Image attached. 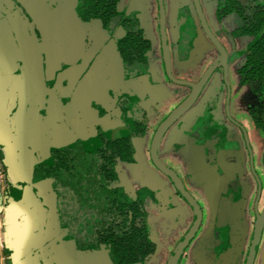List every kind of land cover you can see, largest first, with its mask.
Here are the masks:
<instances>
[{"label": "flooded vegetation", "instance_id": "flooded-vegetation-1", "mask_svg": "<svg viewBox=\"0 0 264 264\" xmlns=\"http://www.w3.org/2000/svg\"><path fill=\"white\" fill-rule=\"evenodd\" d=\"M198 1L206 19V24L209 30L226 51L224 64L222 63V53L219 47L214 43V41L209 36L208 32L205 31L203 27V24L196 8L195 0L174 1V4L176 5H174L173 24H171L172 16L170 17L169 15L170 8L167 0H155L154 6L156 17H150L153 15L154 10L153 8L151 9L150 5L148 4L143 5V7L137 6L131 9L129 6V0H123V2L121 0L118 8V13L123 16V19H131L132 17H136L138 19L137 30H140L143 35L147 37V39L150 41V47L144 51V57L146 59L145 64H130L123 58L120 51L119 43L121 39L126 35V31L122 27V25L119 24L114 27H105L102 21L99 19H91L90 21L83 20L79 13L80 0H72L70 6L73 7V10H75V12L81 18L82 21L88 23L99 21L102 28L111 35V38L114 39L117 51L120 55L119 57L122 60L121 64L125 87H115L109 90V94L113 99H115L114 104L110 106L109 111L105 108L103 104H94L96 106V109L98 110V115L100 116V118H102L103 121L95 126L93 132V139L90 142L84 143L81 137H77L74 143L71 145L66 144L51 149L50 158L45 159L41 157L40 161L35 166L34 172L37 167L42 163L48 165L52 164V150L65 146H74L77 140H80L85 148L91 150L93 149L94 145H96L100 140V136L117 138L131 135L132 129L135 125L134 113L131 107L133 105H138L143 108L146 113L145 132L142 136L132 137V141L135 148V161L132 163H120L118 165L120 180L122 181L121 176L125 171V165L134 166V164H138L139 156L142 155V153L145 159L147 156L151 166H153L152 168L155 169L158 174L160 173V177L165 179L166 183L169 182V184L171 185L170 189L173 191L174 200L178 201L179 198L184 204H186L190 208L193 216L191 227H189V229L177 240L175 246L169 251L167 262L171 253L174 251L178 243H180L194 227V224L198 217L196 209H198L200 213L198 217L200 220L199 226L196 229L194 235L188 241L185 248L188 247L189 243L199 233L203 221H206V223H210L212 225V237L213 240H215L217 243L211 251L209 249L207 250L206 245L203 246L205 259H208L207 261L210 260L214 264H221L223 262L222 258L220 259L219 257L218 260L215 261L214 256L212 257L213 259L207 257H210L208 255L215 251H220L225 254L226 249L229 248V244L231 243V225L235 220L234 217L238 213L237 210H239L240 207L239 212L241 211L243 205L247 201V198L250 196L253 189V184L255 190L253 189L254 196L252 204L255 224V201L258 194L259 199L257 209L258 211H262L264 209V207L260 209V206L262 205H260V203L264 193V183L262 182L260 174L264 171V150H262L261 152L259 149V144L264 143V136L258 135L257 137L252 134L253 130H251L255 128L260 130L261 134H264V87H262L261 90L257 92L258 88L254 87L257 85L258 82L254 83L253 85L251 82L245 81L246 77L250 74L249 72H247V64L249 61L247 53L264 34V25L262 26L259 33L256 35H253L248 32H241L251 31L255 29L258 17H264V0H206V10L204 6V1ZM51 2L54 1L50 0V3ZM161 3L164 11L163 20L168 61L173 76L178 80H183L195 84L203 77L205 72H207L211 67L216 65L213 71L210 73V76L206 79L205 84L200 88L199 95L194 101V103L189 107L187 111H185L181 115V117L173 125H171L166 130V132L161 137L157 148L158 153V149L163 137L168 134L172 136L173 147L176 152L186 150L188 151L187 155L190 156L189 152L194 150L198 155L200 154V156H198L199 158H196V161H198L199 159L201 162H203L202 166L204 168L206 166V184H203V182L195 185L193 188H191V190L193 191L188 189L181 177H178V173L176 172V170L169 165L168 161L163 162L158 154V157L161 162L167 168L173 171L174 176L180 181L184 189L195 201L196 209L191 206V204L188 202V200L178 188L177 184L166 173L160 170L159 167L153 162L150 153L151 142L159 124L192 91V88L189 85L178 84L172 81L166 73L162 49ZM15 4L20 14V19H18L19 17H16V15H13V20L17 22L24 36L28 38L30 36L28 22L32 23L40 41V35L36 30L33 20L28 14L25 7L22 6L21 3L17 0H15ZM210 11H212V14L215 15L214 17L216 19V23L218 24V31L211 25V19L209 18ZM180 16L181 20L183 21H187L186 19L190 20L188 21L189 23H187L186 25L182 24L181 26H179L178 20ZM146 17H150L154 22L153 24L155 33L154 31L153 33L155 34V36H151L149 34V29H147L146 22H144L143 20L146 19ZM176 18L178 19L176 20ZM22 20L24 24L26 23L25 26L22 24ZM200 29L203 31V33H200ZM234 31H237L238 34H233ZM258 36L259 38H257ZM244 40L247 41L244 42ZM198 53H200L199 56ZM196 56L198 57V59L203 57V61L206 62V66L202 69L199 74H197L195 78H188L175 75V73L173 72L175 65H183L187 62H190V59L192 58L196 59ZM92 60L90 61V63H88L86 68L84 67L79 73L77 72L73 76H71L70 79L65 80L63 86L61 87L66 88L74 79H76L74 86H72L71 88H67L65 91L46 95L44 97L46 99V105H48V100L52 96L60 95V93L64 97V102H68L72 98L73 93L76 90L81 77L88 71L89 66L92 65ZM233 63L235 65V72L239 77V81L236 86L231 82L230 66H232ZM73 66H75V64H73ZM162 76H165L169 82L165 81ZM45 77L48 87L58 85V83L56 82H50L46 73ZM171 81L177 85H181L182 87L178 88L174 86L170 83ZM242 87L248 88L253 99V105L246 108V113L249 116L250 121L249 124H246L244 121L238 120L235 115H233L231 112L232 97L236 96L235 94ZM175 88L178 89L179 92H176ZM255 89L256 92L253 91ZM173 90L176 93L173 92ZM180 93L184 94L183 98L179 100L175 107H173L168 113H165L162 107V103L163 99H165L166 97L164 98L162 96H172V98L175 99L177 96H180ZM195 105L196 107L195 109H193ZM188 112L192 113V116H188V119H184V121H181V119ZM129 114H131L132 116V123L129 119ZM253 115L261 120L262 123L260 126H258L254 121ZM106 117L108 119H106ZM160 117L162 118L160 119ZM155 119H158L159 121L154 129L153 134L150 135L148 127L151 125V122H154ZM115 122H118L119 125H121V128L116 129V133H112L111 125L109 124H113ZM172 129L174 130V134ZM148 136L151 137L148 147L145 146L143 148L142 143L145 145L146 142H144L143 140H146ZM138 140H142V143H139ZM190 157L195 158L194 156ZM251 159L253 162L254 170L260 180V191L258 180L252 170ZM258 161L261 165V168L263 169V171L261 172H259L257 167ZM0 171L2 172L0 176L1 179L4 178V168L2 164H0ZM49 180L51 181V179ZM246 180H250L248 181L250 183L246 182ZM122 184L126 188L123 181ZM203 186L206 189V194L204 195H202L201 193ZM139 188H137L136 190H138ZM126 190L131 194L136 191L135 190L131 192L127 188ZM154 194V213L149 216V219L157 224V217L156 219L152 217L153 215L159 214L163 211L164 202H167V200H169L170 198L160 201L157 198V194L155 191ZM172 204L173 203L169 202L168 205L171 206ZM232 205L238 206V209H236L235 207L234 211L230 212L229 207H231ZM65 208L66 207H63V209ZM61 209L62 208L58 206V213L61 223L63 221L62 226L68 229L67 237L74 239L77 247L82 250H98L102 249L103 247H107L109 249V255L112 258L113 264H115V251L111 243L103 244L100 248L84 249L79 246V241L82 240V235L72 234L70 232V227L67 224L69 221L66 220L65 211ZM255 224L253 226V232L255 229ZM253 232L251 235L250 243L252 240ZM260 242L261 236L259 244ZM250 243L246 250L242 264H244L246 261ZM185 248L178 260V264L181 263V259L185 253ZM226 256L227 255L225 254L224 257ZM144 262L139 263L143 264Z\"/></svg>", "mask_w": 264, "mask_h": 264}, {"label": "crops", "instance_id": "crops-1", "mask_svg": "<svg viewBox=\"0 0 264 264\" xmlns=\"http://www.w3.org/2000/svg\"><path fill=\"white\" fill-rule=\"evenodd\" d=\"M17 1L40 35L44 71L50 82L63 86L94 59L68 102L60 93L46 105L44 97L28 91L22 76L18 41L10 23L13 15L20 19L15 0H0V164L4 168L0 264H113L107 247L82 250L67 237L51 181H34L33 172L41 157L50 158L51 149L71 145L77 137L84 143L93 139L95 126L103 121L94 104H103L109 111L115 101L109 90L125 87L116 43L99 21H82L70 6L72 0ZM109 125L112 133L121 128L118 122ZM144 161L142 153L138 164L124 166L121 177L126 188L133 192L148 186L160 201L171 198L173 191L165 179Z\"/></svg>", "mask_w": 264, "mask_h": 264}, {"label": "trees", "instance_id": "trees-1", "mask_svg": "<svg viewBox=\"0 0 264 264\" xmlns=\"http://www.w3.org/2000/svg\"><path fill=\"white\" fill-rule=\"evenodd\" d=\"M120 2L80 0L79 13L83 20L99 19L105 27L122 25L126 31L119 43L123 58L130 64H145L144 51L150 47V41L137 30L136 17L123 19L118 13ZM263 25L264 17H258L255 29L241 32L256 35ZM247 56L250 74L245 81L253 85L258 82L254 87L258 92L264 87V34ZM131 108L135 124L131 135L100 136L91 150L77 140L74 146L52 150V164L42 163L34 172L35 181L51 179L59 207H66L63 210L70 232L82 235L79 246L100 248L111 243L115 264L144 262L156 251L153 237L157 233V224L149 219L154 213V191L141 187L131 194L119 177L118 165L135 161L132 137L142 136L145 132V110L138 105ZM253 117L260 126L261 120Z\"/></svg>", "mask_w": 264, "mask_h": 264}, {"label": "rangeland", "instance_id": "rangeland-1", "mask_svg": "<svg viewBox=\"0 0 264 264\" xmlns=\"http://www.w3.org/2000/svg\"><path fill=\"white\" fill-rule=\"evenodd\" d=\"M175 0H167L168 5H169V15L171 17V24H173V15H174V2ZM205 3V10H206V0H203ZM123 2V0H122ZM129 6L130 8H134L137 6L143 7V5H150V8L154 10V13L150 17H156L155 14V0H129ZM215 15L212 14V11L209 13V18L211 19V25L214 27L216 30L218 29V24L216 23V19L214 17ZM150 17H146V19H143L144 22H146L147 29H149V34L151 36H155V30H154V22ZM178 18H176L177 20ZM186 19V18H185ZM146 20V21H145ZM187 21L181 20V16L178 20L179 26L182 24L186 25L189 23L188 19ZM196 21V20H195ZM169 22V21H168ZM199 29V27H198ZM152 31V32H151ZM154 31V33H153ZM218 31V30H217ZM153 33V34H152ZM200 33H203V31L200 29ZM247 40H244L246 42ZM158 52V51H157ZM200 53H198L199 56ZM206 62L203 61V57L198 59L196 56V59H190V62H187L185 64H177L174 66L173 72L177 76H182V77H188V78H195L197 74H199L202 69L206 66ZM234 63L232 66H230L231 70V82L235 84V86L238 84L239 77L237 73L235 72L234 69ZM162 78L169 82L168 79L165 76H162ZM176 87H182L181 85H177L173 83L172 81L170 82ZM176 89V88H175ZM176 92H179L178 89L175 90ZM173 90V92H175ZM175 92V93H176ZM172 95V94H171ZM236 96L232 97V103H231V112L233 115L238 120L244 121L246 124H249V116L246 113V108L250 107L253 105V99L251 97V94L248 90L247 87H242L236 94ZM177 96V95H176ZM184 94L180 93V96L176 97L175 99L172 98V96H166L163 95L162 97H166L163 99V109L165 113H168L170 109L175 107V105L178 103L179 100L183 98ZM160 97V96H159ZM196 105L194 106L193 109H195ZM188 116H192V113L188 112L185 114V116L181 119V121H184V119H188ZM187 117V118H185ZM162 117H160L161 119ZM158 119L154 120V122H151V125L148 127L150 131V135L153 134L154 129L158 123ZM253 130L252 134L258 137L264 136V134L260 133V130L258 129H251ZM174 134V130H173ZM149 135V132H148ZM166 134L159 146L158 149V154L160 159L163 162L169 163V165L176 170L178 173V177H181L183 180L184 184L188 187L189 190L193 188L195 185L203 183L206 184V166L205 168L202 166L203 162H201L199 159L196 161V158H199L200 154L198 155L194 150L189 152L190 156H194L195 158H191L188 156L186 150L184 151H178L173 147V142H172V136ZM254 136V137H255ZM150 136L144 139L143 141L145 142V145L141 142L142 140H138L139 143H142L143 148L146 146L148 147L149 141H150ZM147 144V145H146ZM141 146V147H142ZM147 149V148H146ZM259 149L262 152L264 150V143L259 144ZM189 157V158H188ZM170 159V160H169ZM145 164L148 165L149 168L153 169L148 160V157L146 156V161H144ZM247 162V160H246ZM257 167L259 172L263 171L261 168V165L259 164V161L257 163ZM202 166V167H201ZM130 168V166L128 165ZM155 170V169H153ZM160 174V173H159ZM261 174V179L262 182L264 183V171ZM250 179V177H249ZM250 181V180H248ZM246 180V182H248ZM168 183V186L170 187L171 185ZM250 183V182H248ZM250 185V184H249ZM205 186V185H204ZM203 186V189L201 190L202 195L206 194V189ZM253 189H254V184H253ZM252 189V192L250 196L247 198V201L243 205L241 211L240 207L239 210H237V215L234 217V221L231 225L232 230H231V243L229 244V248L226 249L225 254L227 255L224 257L225 254L222 252L215 251L213 253H210V257L207 258H212L213 256L215 257V261L220 259H223V262L221 264H242L243 259L246 253V250L248 248V245L250 243L251 235L253 232V226L255 224V218H254V213H253V196H254V191ZM255 190V189H254ZM193 191V190H191ZM171 200V201H169ZM167 200V202H164V207H163V213L155 214L153 215L152 218L156 219L157 217V224H158V229H157V235L153 237V241L156 243V251L153 254L151 258H149L147 261H145L143 264H163L166 263L170 248L176 244L177 240L191 227V222H192V211L190 208L184 204L179 198L178 201H175L173 196ZM169 202L173 203L171 206L168 205ZM168 203V204H167ZM262 204V205H261ZM260 209L264 207V193H263V198L260 203ZM238 209V206H231L229 207V211L232 212L234 209ZM212 225L210 223H206V221H203L200 227L199 233L194 237V239L189 243L188 247L185 248V253L181 259L180 264H212L210 260L207 261L205 259V254H204V249L203 246L206 245L207 250L209 249L210 251L213 250V248L216 245V241L213 240L212 237ZM213 259V258H212ZM165 261V262H164ZM253 264H264V228L261 231V242L258 247L257 254L254 259Z\"/></svg>", "mask_w": 264, "mask_h": 264}, {"label": "water", "instance_id": "water-1", "mask_svg": "<svg viewBox=\"0 0 264 264\" xmlns=\"http://www.w3.org/2000/svg\"><path fill=\"white\" fill-rule=\"evenodd\" d=\"M161 1V0H160ZM196 8L199 14V17L201 19V22L203 24V27L205 31L208 32L211 39L214 41V43L219 47L221 53H222V63L225 62V56L226 51L224 47L219 43V41L213 36L211 31L209 30L206 19L204 17V14L201 10L200 4L198 0H195ZM163 6L161 3V34H162V49H163V58L165 62V70L168 75V77L178 83V84H186L189 85L192 88L191 93L177 105L159 124L158 128L155 131V134L153 136L151 147H150V153L151 158L153 162L159 167L160 170H162L164 173H166L178 186L182 194L185 196V198L188 200V202L191 204L192 207L196 209V203L192 199V197L188 194V192L184 189L180 181L174 176V173L172 170L167 168L159 159L157 148L159 141L163 134L166 132V130L173 125L180 117L181 115L189 109V107L194 103L196 98L199 95L200 88L205 84L206 79L210 76V73L213 71L215 66L211 67L203 77L197 82V83H191L183 80L176 79L169 66L168 61V54H167V48H166V39H165V32H164V20H163ZM11 26L13 27L16 39L18 41V50H19V57L20 61L23 67L22 76L24 78V81L26 82V87L28 91H34L38 93L39 97H45L48 94L58 93L61 91H65L67 88H71L74 86L76 79H74L66 88L61 87L60 85H54L52 87H48L46 83V77L44 72V66H43V59L41 55L40 45H39V39L35 32L34 26L32 23L28 22L29 30H30V36L29 38L24 36L21 28L17 24V22L13 19L10 21ZM264 31V29H263ZM262 31V32H263ZM261 32V33H262ZM260 33V35H261ZM259 38V36L257 37ZM84 65V64H83ZM81 66V68L83 67ZM129 119L132 123V116L129 114ZM252 162V159H251ZM252 170L255 174L258 183H259V191L261 188L260 180L254 170L253 162H252ZM259 194L257 195L256 201H255V211H256V224L255 229L253 232L252 240L250 243V247L247 253L246 261L244 264H253L257 247L260 241L261 231L264 225V209L262 211H258L257 204H258ZM197 216L199 217V210L196 209ZM197 217V220L194 224V227L190 231V233L175 247L174 251L171 253L169 260L167 264H178V260L180 256L182 255V252L187 245L188 241L191 239V237L196 232V229L199 226V218Z\"/></svg>", "mask_w": 264, "mask_h": 264}, {"label": "built area", "instance_id": "built-area-1", "mask_svg": "<svg viewBox=\"0 0 264 264\" xmlns=\"http://www.w3.org/2000/svg\"><path fill=\"white\" fill-rule=\"evenodd\" d=\"M2 172L0 171V176H1Z\"/></svg>", "mask_w": 264, "mask_h": 264}]
</instances>
